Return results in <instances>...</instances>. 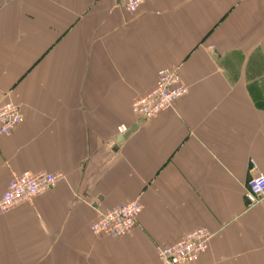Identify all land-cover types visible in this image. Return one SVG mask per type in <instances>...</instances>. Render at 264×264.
Listing matches in <instances>:
<instances>
[{"label": "crops", "instance_id": "obj_1", "mask_svg": "<svg viewBox=\"0 0 264 264\" xmlns=\"http://www.w3.org/2000/svg\"><path fill=\"white\" fill-rule=\"evenodd\" d=\"M163 68L188 93L151 120L131 104ZM0 197L23 172L61 176L0 213V264H161L159 249L213 233L194 264H264V0H0ZM132 133L119 142V125ZM128 130V131H129ZM137 200L136 227L95 235Z\"/></svg>", "mask_w": 264, "mask_h": 264}, {"label": "built area", "instance_id": "obj_2", "mask_svg": "<svg viewBox=\"0 0 264 264\" xmlns=\"http://www.w3.org/2000/svg\"><path fill=\"white\" fill-rule=\"evenodd\" d=\"M145 0H123L127 12H136ZM177 69L163 68L158 72L153 88L136 98L131 104V114L136 119L151 120L169 109L176 101L185 97L188 88L180 81ZM23 122V115L18 104L7 100L0 104V137L8 136ZM129 126L121 124L116 134L127 133ZM61 176L48 173L33 174L23 172L12 177L0 197V213L17 207L39 197L52 189ZM246 200L253 207L264 200V176L256 175L248 181ZM141 204L135 200L118 205L98 214L90 224V231L95 235L119 239L129 234L137 224ZM213 233L207 228H197L185 235L178 242L158 250L157 257L161 264H194L208 249Z\"/></svg>", "mask_w": 264, "mask_h": 264}, {"label": "water", "instance_id": "obj_3", "mask_svg": "<svg viewBox=\"0 0 264 264\" xmlns=\"http://www.w3.org/2000/svg\"><path fill=\"white\" fill-rule=\"evenodd\" d=\"M132 133V129L131 130H129L127 133H125L124 135H122V136H120V138H119V142H121L124 138H126L129 134H131Z\"/></svg>", "mask_w": 264, "mask_h": 264}, {"label": "rangeland", "instance_id": "obj_4", "mask_svg": "<svg viewBox=\"0 0 264 264\" xmlns=\"http://www.w3.org/2000/svg\"><path fill=\"white\" fill-rule=\"evenodd\" d=\"M177 72H178V70H177ZM157 75H158V73H157ZM178 76H179L180 81L183 82L182 79H181V77H180V75H178ZM156 79H157V78H156ZM183 84H184V83H183ZM184 85H185V84H184ZM185 86H186V85H185ZM186 87H187V86H186ZM139 97H140V96H139ZM139 97H138V98H139ZM0 138H1V137H0Z\"/></svg>", "mask_w": 264, "mask_h": 264}]
</instances>
